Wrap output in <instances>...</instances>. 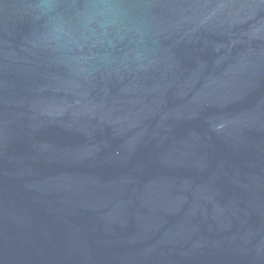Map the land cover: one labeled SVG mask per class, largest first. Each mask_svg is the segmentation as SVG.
Here are the masks:
<instances>
[{"label":"water","instance_id":"1","mask_svg":"<svg viewBox=\"0 0 264 264\" xmlns=\"http://www.w3.org/2000/svg\"><path fill=\"white\" fill-rule=\"evenodd\" d=\"M0 0V264H264V0H145L141 70L91 79Z\"/></svg>","mask_w":264,"mask_h":264},{"label":"clouds","instance_id":"2","mask_svg":"<svg viewBox=\"0 0 264 264\" xmlns=\"http://www.w3.org/2000/svg\"><path fill=\"white\" fill-rule=\"evenodd\" d=\"M145 0H24L20 11L35 26L34 47L53 54L70 73L141 70L155 49L147 47L150 26Z\"/></svg>","mask_w":264,"mask_h":264}]
</instances>
